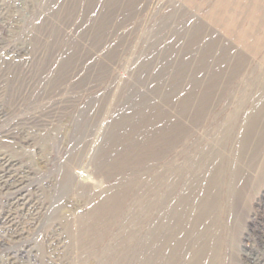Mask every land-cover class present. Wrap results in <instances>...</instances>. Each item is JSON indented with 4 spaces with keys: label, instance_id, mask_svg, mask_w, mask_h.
<instances>
[{
    "label": "rangeland",
    "instance_id": "rangeland-1",
    "mask_svg": "<svg viewBox=\"0 0 264 264\" xmlns=\"http://www.w3.org/2000/svg\"><path fill=\"white\" fill-rule=\"evenodd\" d=\"M0 264H264V0H0Z\"/></svg>",
    "mask_w": 264,
    "mask_h": 264
}]
</instances>
